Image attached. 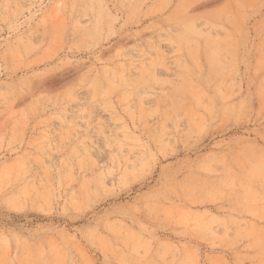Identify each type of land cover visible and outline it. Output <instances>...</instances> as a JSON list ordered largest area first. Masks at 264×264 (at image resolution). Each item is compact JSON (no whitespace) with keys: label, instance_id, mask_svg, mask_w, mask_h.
<instances>
[{"label":"rangeland","instance_id":"374dc122","mask_svg":"<svg viewBox=\"0 0 264 264\" xmlns=\"http://www.w3.org/2000/svg\"><path fill=\"white\" fill-rule=\"evenodd\" d=\"M0 264H264V0H0Z\"/></svg>","mask_w":264,"mask_h":264}]
</instances>
